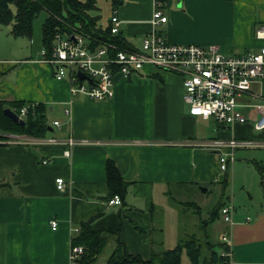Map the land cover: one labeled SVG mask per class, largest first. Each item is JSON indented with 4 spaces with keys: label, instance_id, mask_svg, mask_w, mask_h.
<instances>
[{
    "label": "crops",
    "instance_id": "1",
    "mask_svg": "<svg viewBox=\"0 0 264 264\" xmlns=\"http://www.w3.org/2000/svg\"><path fill=\"white\" fill-rule=\"evenodd\" d=\"M95 2L99 23L108 27L117 15L120 32L133 49H140L143 38L154 30V0H122L117 8L112 0ZM164 2L169 20L155 30L172 43L217 45L226 55L264 47L256 34L264 25V0ZM43 24L37 31L33 23V36L17 37L27 40L11 42L12 49L0 44V99L43 105L50 126L43 137L55 140L30 143L33 136L25 135L0 139V264H80V258L71 257L72 240L89 221L107 238L91 264H107L118 238L129 254L148 260L161 229L164 247L172 249L169 232L178 217L180 222L184 219L172 197L199 205L187 198L205 194L219 183L223 200L225 178L229 186L230 171L224 179L218 171V152L200 143L231 138L252 143L237 150L244 160L256 162L259 175H253L255 182L238 183V193L245 199L242 206L225 201L233 206L232 221L225 222L222 216L219 239L224 243L221 235L227 234L224 244L232 264H264L260 184L264 130L254 129L264 111V82H254L250 92L239 98L248 122L234 126L191 115L184 101L183 78L152 65L133 73L131 80L116 73L113 98L92 100L72 94L71 82L57 79L53 66L43 61ZM8 27L7 35L14 37L12 26ZM108 160L127 183L121 204L109 203L114 197L107 181ZM58 178L65 181L63 190L57 186ZM52 219L58 221L57 230L50 226Z\"/></svg>",
    "mask_w": 264,
    "mask_h": 264
},
{
    "label": "built area",
    "instance_id": "2",
    "mask_svg": "<svg viewBox=\"0 0 264 264\" xmlns=\"http://www.w3.org/2000/svg\"><path fill=\"white\" fill-rule=\"evenodd\" d=\"M164 7V0H154L151 19L154 30L143 38L140 49L119 48L75 28L72 34L58 32L55 35L51 56L47 55L46 49H42L43 61L53 66L57 79H68L71 82L72 94L82 93L96 101L113 98L116 73L128 78L145 66L152 65L183 78L184 101L191 115L213 118L225 126L247 123V116L240 110L239 98L250 92L254 82H264V47L258 52L226 55L217 45L172 43L155 30L156 26L169 20ZM110 26L113 34L120 33L121 20L117 15L112 16ZM256 34L259 39L264 40V25L258 28ZM79 72L84 73L87 79H82ZM33 106L34 104L31 105ZM28 107L29 105L23 106L20 113H17L20 118L25 119ZM54 124L58 126L60 122L55 121ZM254 129L264 130V111L255 121ZM5 136L20 138L19 135L8 133ZM29 139L30 143L37 144L55 141L45 137ZM200 144L218 152L221 175L227 174L229 163L235 160L238 148L252 145L247 140L235 138L213 139ZM69 153L66 151V154ZM56 182L58 188L63 190L64 179L58 178ZM121 202V197L116 195L109 203ZM232 211L233 206L229 203L222 207L221 213L225 222L231 223ZM50 226L52 230H57L58 221L52 219ZM228 239L227 234L221 235L224 243H228ZM85 252L84 245L71 247V257L74 260L81 258ZM222 256L228 258L227 264H232L230 250H224Z\"/></svg>",
    "mask_w": 264,
    "mask_h": 264
},
{
    "label": "trees",
    "instance_id": "3",
    "mask_svg": "<svg viewBox=\"0 0 264 264\" xmlns=\"http://www.w3.org/2000/svg\"><path fill=\"white\" fill-rule=\"evenodd\" d=\"M112 2L114 8H117L122 0H112ZM96 10L95 0H0V24L11 25V34L14 37L31 38L34 20L43 11H46L48 17L42 27V46L46 49L48 56H51L55 35L58 32L72 34L75 28L80 29L81 26V31L98 40L108 41L119 48L133 49L121 32L113 34L111 26L104 27L99 23L100 16L93 12ZM25 105L22 102H6L0 99V132L33 137L45 136L50 126L43 105L34 104L33 107L29 105L24 126L5 114L6 108H12L19 114L20 109ZM0 139L7 140L8 137L3 134V136L0 135ZM259 169L261 171V167ZM107 181L112 197L116 195L122 197L125 194L127 183L112 160L107 162ZM222 184L225 190L228 186L227 178L222 181ZM260 184L264 192V175ZM1 185L0 183V187ZM172 201L180 208L182 217H186L188 220H191L188 207L193 208L195 213L200 209L199 205L196 206L197 204L194 202H182L173 197ZM224 205L223 199L211 212L210 220L204 222L203 228H206L207 222H214L217 219L219 211ZM159 232V236L154 237L150 259L144 260L138 255L129 254L118 238L117 245L107 264H181L184 249L187 250L192 264H227L228 258L222 256V253L217 255L212 249L211 242L209 240L202 242L197 233H184L185 235H183V227H181L182 235L179 237L177 245L172 249H166L163 230L161 229ZM103 234L102 231H96L92 228V221L82 224L80 234L72 240V245H84L86 247V252L79 259L80 264H91L97 260L107 240ZM206 249L211 251L209 255H207ZM222 249L223 251L228 249L224 243H222Z\"/></svg>",
    "mask_w": 264,
    "mask_h": 264
},
{
    "label": "rangeland",
    "instance_id": "4",
    "mask_svg": "<svg viewBox=\"0 0 264 264\" xmlns=\"http://www.w3.org/2000/svg\"><path fill=\"white\" fill-rule=\"evenodd\" d=\"M48 16V13L46 11H43L38 18L34 20V29L37 31L40 30V27L42 26L44 20ZM7 30H9L8 25H1L0 24V44L3 45V47H6L8 49H12L14 46L11 45V42H18L15 40H27L26 38H20L17 39L8 36L7 35ZM82 30V26L80 28ZM3 31V32H2ZM39 33L37 34L38 38ZM8 46V47H7ZM22 45L17 47L18 53L22 49ZM5 132L1 131L0 135L3 136ZM243 151V150H242ZM247 160H244V158L241 156V150H237L235 160L231 161L229 163V170L230 175H229V186L225 189V194H224V201L229 202L231 200V203L235 206H242L245 203V199L242 198V195L238 193V183L240 182H255V179L253 178V175L257 174L259 175V171L256 166V162L251 160V158L247 157ZM240 162H242L240 164ZM260 162V161H259ZM240 164V165H239ZM263 167L264 163L262 162ZM238 165H239V171H238ZM235 166V169H234ZM235 170V172H234ZM219 171V169H218ZM234 172L233 176L232 173ZM220 173V171H219ZM222 179L225 178V174L221 175ZM221 187H219V183L216 187H211L209 189V192L205 194H199L196 195L195 197L190 196L187 198V200L191 201H197L198 204L200 205V209L197 210V213L193 211V208L188 207V210L190 212L191 220H188L186 217H184L183 221L180 222L179 217L176 220L177 224L173 227V231L169 232V243H171V246L169 247H175L178 243L179 237L182 235L181 233V227L180 224L183 227V235L184 233H197L199 235V238L201 239L202 242L205 240H209L211 244L213 245V250L217 255H219L222 251V242L219 239V234L222 232L223 228V219H222V213L217 216V219L214 222H207L205 225L206 228L202 227L204 222L210 220L211 212L212 210L219 204L221 200ZM220 190V191H219ZM240 191V190H239ZM174 192V196H175ZM178 197V196H177ZM186 198V197H185ZM184 201H186L184 198H181ZM230 199V200H228ZM196 203V202H195ZM197 204V203H196ZM226 204V203H225ZM198 206V205H196ZM187 210V211H188ZM180 227V230H179ZM207 255L211 253L209 249H206ZM181 264H192V261L187 253V250L184 249L182 252V257H181Z\"/></svg>",
    "mask_w": 264,
    "mask_h": 264
},
{
    "label": "water",
    "instance_id": "5",
    "mask_svg": "<svg viewBox=\"0 0 264 264\" xmlns=\"http://www.w3.org/2000/svg\"><path fill=\"white\" fill-rule=\"evenodd\" d=\"M79 76L81 78H85L86 75L82 72H79ZM128 78L131 80V75L128 76ZM92 82V81H91ZM5 114L10 117L11 119H13L15 122H17L18 124L24 126L26 124L25 120L23 118H20L19 115L14 111L12 110L11 108H6L5 109ZM200 189L202 192H207V188L204 187V186H200Z\"/></svg>",
    "mask_w": 264,
    "mask_h": 264
}]
</instances>
